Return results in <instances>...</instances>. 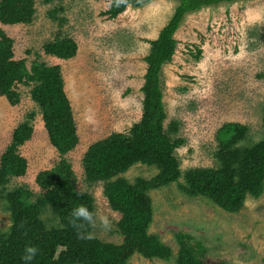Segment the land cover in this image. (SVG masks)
Listing matches in <instances>:
<instances>
[{"label": "rangeland", "instance_id": "1", "mask_svg": "<svg viewBox=\"0 0 264 264\" xmlns=\"http://www.w3.org/2000/svg\"><path fill=\"white\" fill-rule=\"evenodd\" d=\"M110 4L111 0H35L30 24H0V29L14 41L15 59L25 60L29 69L37 61L61 67L79 137L78 146L66 158L78 179V190L94 201L96 225L91 235L121 244V214L110 208L105 183L86 180L83 158L92 145L114 133L128 135L141 120L144 58L178 3L155 0L142 8L129 7L116 19L105 14ZM54 12L56 19L51 16ZM58 36L77 43L74 58L60 60L45 54L44 45ZM174 38L176 52L163 67L161 80L165 128L178 123L176 135L185 141L176 152L182 176L148 193L153 204L149 234L158 235L174 258L166 262L134 255L127 264H176L180 233L202 244L200 257L205 263L264 264V193L258 199L247 198L241 211L229 213L180 188L189 170L216 166L217 133L224 125L248 127L240 147L264 141V0L223 3L190 14ZM31 88L16 87L20 95L16 106L0 98V158L17 126L34 113V133L20 149L28 162L26 175L13 178L7 189L23 187L36 196L42 192L36 183L38 174L52 169L60 157L31 99ZM158 173L156 167L137 164L120 177L134 185ZM43 222L47 228L61 227L50 212ZM12 225L8 202L0 194V236L7 237Z\"/></svg>", "mask_w": 264, "mask_h": 264}, {"label": "trees", "instance_id": "2", "mask_svg": "<svg viewBox=\"0 0 264 264\" xmlns=\"http://www.w3.org/2000/svg\"><path fill=\"white\" fill-rule=\"evenodd\" d=\"M154 1L120 0L117 6V0H111L105 14L116 19L129 7L142 8ZM173 1L178 4L172 18L158 38L150 42V51L144 58L147 69L141 89V120L128 135L114 133L92 145L83 158L86 180L105 183L104 195L110 208L121 214V244L93 237L80 239L77 232L91 233L92 226L76 229L69 223L72 208L84 204L94 213V201L78 190V179L66 158L78 146L79 137L62 69L38 61L29 69L25 60L15 59L14 41L0 29V98H7L16 106L20 103L17 85H30L31 99L39 108L50 143L60 157L52 169L38 174L36 183L42 191L39 195L23 187L7 189L13 178L26 175L28 162L20 149L32 138L31 122L36 115L30 114L14 130L0 158V194L8 202L13 223L8 236H0V264H22L20 257L28 244L39 249L32 264H127L134 255L166 262L174 258L172 249L158 235L149 234L153 204L148 193L178 182L182 172L176 152L185 145L176 135L178 123L165 128L163 67L173 60L177 48L174 35L186 16L241 0ZM35 13V0H0L1 25L30 24ZM44 52L69 60L77 55L78 45L69 37L58 36L44 45ZM248 132V127L241 124L224 125L217 133L216 166L189 170L184 175L186 184L180 188L189 196L206 198L229 213L241 211L249 197L260 198L264 193V141L240 147ZM137 164L156 167L159 173L150 180L138 179L134 185L120 177ZM47 212L56 216L60 228L46 227L43 217ZM176 239L180 247L176 264H209L202 261L200 251L204 248L195 238L180 233Z\"/></svg>", "mask_w": 264, "mask_h": 264}, {"label": "clouds", "instance_id": "3", "mask_svg": "<svg viewBox=\"0 0 264 264\" xmlns=\"http://www.w3.org/2000/svg\"><path fill=\"white\" fill-rule=\"evenodd\" d=\"M120 0H117L119 6ZM19 25V24H18ZM69 223L76 229H83L86 226L95 227V214L84 204L77 205L71 209ZM107 224V221H104ZM80 239H91L92 235L89 232H77ZM39 253V249L35 245L28 244L23 249V254L20 257L22 264H32Z\"/></svg>", "mask_w": 264, "mask_h": 264}, {"label": "built area", "instance_id": "4", "mask_svg": "<svg viewBox=\"0 0 264 264\" xmlns=\"http://www.w3.org/2000/svg\"><path fill=\"white\" fill-rule=\"evenodd\" d=\"M18 86V85H17Z\"/></svg>", "mask_w": 264, "mask_h": 264}]
</instances>
